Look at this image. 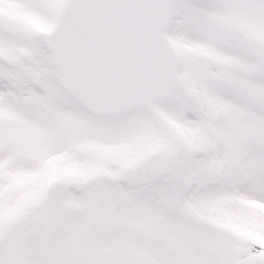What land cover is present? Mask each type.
<instances>
[{
    "label": "snow or ice",
    "instance_id": "snow-or-ice-1",
    "mask_svg": "<svg viewBox=\"0 0 264 264\" xmlns=\"http://www.w3.org/2000/svg\"><path fill=\"white\" fill-rule=\"evenodd\" d=\"M0 264H264V0H0Z\"/></svg>",
    "mask_w": 264,
    "mask_h": 264
}]
</instances>
